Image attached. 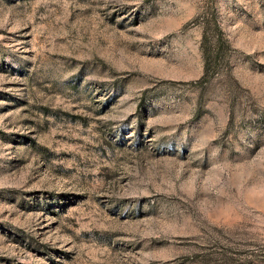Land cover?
<instances>
[{"label": "rangeland", "instance_id": "1", "mask_svg": "<svg viewBox=\"0 0 264 264\" xmlns=\"http://www.w3.org/2000/svg\"><path fill=\"white\" fill-rule=\"evenodd\" d=\"M0 264H264V0H0Z\"/></svg>", "mask_w": 264, "mask_h": 264}]
</instances>
